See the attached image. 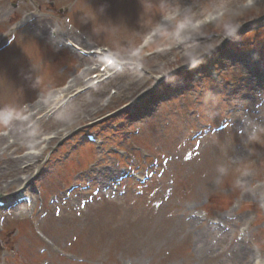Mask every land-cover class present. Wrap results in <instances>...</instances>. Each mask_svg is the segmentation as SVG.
<instances>
[{
    "label": "rangeland",
    "instance_id": "rangeland-1",
    "mask_svg": "<svg viewBox=\"0 0 264 264\" xmlns=\"http://www.w3.org/2000/svg\"><path fill=\"white\" fill-rule=\"evenodd\" d=\"M220 1L202 0L206 8L194 18L177 17L170 0H44L53 2L45 12L27 8L33 0H0V88L10 79L20 85L0 97V156L15 139L12 117L24 118L21 110L38 108L75 76L83 81L63 91L61 120L26 129L10 151L40 154L29 167L25 158L16 162L28 177L23 184L7 187L12 179L0 178L1 199L11 202L21 190L35 203L23 216L18 207L0 208V264H264V141L250 144L242 123L247 114L264 124V0H244L237 14ZM126 7L146 18L122 19ZM184 24L206 44L181 58L173 33ZM66 39L99 54L85 56ZM162 50L168 54L152 57ZM108 56L131 61L132 70L77 96ZM139 74L148 80L136 88ZM154 74L162 80L153 83ZM234 108L240 113L230 121ZM30 134L39 135L37 146L25 144ZM202 165L213 172L206 186L197 180L206 177ZM104 168L114 172L108 188L91 174ZM245 168L250 175L241 177ZM238 178L249 191L235 187Z\"/></svg>",
    "mask_w": 264,
    "mask_h": 264
},
{
    "label": "bare ground",
    "instance_id": "bare-ground-1",
    "mask_svg": "<svg viewBox=\"0 0 264 264\" xmlns=\"http://www.w3.org/2000/svg\"><path fill=\"white\" fill-rule=\"evenodd\" d=\"M33 1H34V5H31V7L26 5L27 8H30L33 11L45 12L46 8L50 7V5L51 6L53 5V2H49L46 5L44 0H33ZM64 1L65 0H55V2H57V3H59V2L65 3ZM201 1L202 0H200V3H196L195 0H192V2L191 1L185 2L184 0H170V2L172 4V7H170L169 9L170 10H172L173 8L176 9L177 17L178 16L187 17V15H192L194 18H197V17H199L198 13L199 12L201 13L206 8V7L201 5ZM243 2H244V0H221L220 3L217 4L216 6H218L220 8H223L225 11H229L231 14L232 13H236L237 14V12L241 11L240 9H242ZM185 3H187V7L180 9L181 7H184ZM213 6H215V5H213ZM120 11H122L121 13H123V14H121V18L123 19L124 16L127 15V14L136 15V12H138V9H133L131 7H126V8L121 9ZM191 12H194V14L191 13ZM136 16H138L139 18H143V17L146 18L145 15H141V14L140 15H136ZM174 19L175 18H173L172 21ZM188 19H189V17H188ZM168 21H169V18H168ZM22 24H20V25H22ZM55 33H57V30L53 31V34H55ZM173 34H174L173 36L175 38V46H174V48L177 49L179 51V53H180V50L186 52V53L181 54V58H183L184 56H188V55L192 54L194 52V50H192V49H195L196 52H197L199 50L198 48H200L201 46H204L206 44V40H202L203 38L197 32V27H189L188 28V27H186V24H184V26L182 28H178L176 31H174ZM58 36H62L60 31H58ZM55 37H56V35H54V37H52L50 35H47L48 39H51V40H54V41H55ZM66 41L71 42L68 39H66ZM72 44L74 45V48H77V45H75L74 43H72ZM81 49H82L81 47L78 48V50H81ZM89 54H91V53L89 52L88 55ZM92 54L97 55V54H99V52H98V50H95ZM167 54H168L167 50L156 51V52H154L152 54V57H157L159 55L166 56ZM109 57H111V56H108V58L105 61V64L108 62ZM84 61L94 62V61H97V59H95V57H92V56H87V59L84 60ZM114 63L115 64L108 65V66H106L104 68V70L100 71V74L97 76V79L90 80L86 87L84 86V88L80 89V91L75 90L74 93H76L77 96H83L86 93H82V92H84L88 88L94 87V82H96V81H97V84H101V83H104L105 81L108 82V80H113L114 78H118V80H119V78L123 79L121 77L122 76L121 70H120V72L117 71V65H121V67L123 69L127 68V70H132L131 61H125L124 62V61H121V60L114 59ZM248 74L252 75L249 71H248ZM259 74L264 75V69H262ZM162 78L163 77H160L159 75L154 74L153 75V83H156L157 81L162 80ZM147 80H148L147 77H145L144 75L139 74L137 76V79L132 81V85L134 87L138 88V87L142 86L143 84H145V82ZM12 81H13L12 79L7 80L1 85V88H0V91H1L0 92V97L1 98H3L5 95H10L12 90H14V89L17 90V88L20 86L19 83L12 85V83H13ZM82 83H83V81H81V78H79L78 76H75V78L72 80V82H70V86L71 87H73V86L77 87L79 85H82ZM129 85L130 84H128V86ZM70 86L64 87L62 90L56 92V95H53V96L50 95L45 100H39L38 106H37L38 108L29 107V108H26L24 110H21L20 113H21V115H24V118L12 117V119L10 120L12 122L9 123V124H11V128H9V134L14 133L15 134V139H14L13 143L7 144L3 148V151L1 152L2 156H0V178H2V176L3 177L6 176V177H10L12 179L11 182L8 183L7 187H9L10 185H13V184H18V185L23 184V182L26 181V179L28 178L27 176L22 175V172H20V171H18L16 169V167H15L16 162L25 158L24 160H28L30 162V163L27 164L28 167H29V166H31L34 163L33 157H35L38 154H40V153H37L35 148H29L30 149L29 153H26V154H24L22 156H19V157H13L12 153H14V151L10 153V151L13 150L12 149L13 145L20 144L21 138H25L27 136V133L30 132V131H27L29 128L34 129V127L36 125H39V124L40 125H45L49 120H53V121L57 122L56 119L58 121L62 119V116L60 118H58V117L55 118V117L57 116V114L60 111L59 105L64 100L63 99L64 98L63 91H65L66 89H70ZM100 91L101 90H99L98 93ZM145 93H147V94L149 93L148 89L145 90ZM140 96H142V94ZM138 97H136L135 99H138ZM93 101H94L95 104L98 105L97 106V110L98 109L99 110L103 109V106L101 105V103L97 102L96 100H93ZM86 103H88V102L84 101V102H82L81 105L86 104ZM1 106H2V103H0V107ZM238 106L239 105H237V107ZM245 107H246V109L250 108V105H246ZM46 108H50L49 110L47 109L48 112L46 110V112L43 114V116H40L38 119L33 120L34 117L36 116V112L37 113L42 112ZM36 109H38V110L35 112ZM68 112H69V115H73L75 118H77V111H74V110L73 111H68V110H66L65 114H67ZM234 113H238L239 114L240 112H239V110L237 108L236 109L234 108L233 109V114H231L230 121L235 116ZM241 116L242 115H240L239 118ZM4 117H5V115L1 114L0 115V120L3 119ZM45 118H47L49 120L46 121V122L43 121ZM54 133H55L54 134L55 138L62 134L61 130H56ZM196 135H197V137H200V134L199 135L196 134ZM16 136H18V137L16 138ZM29 136L32 137V134H30ZM37 137H39V135L36 136V134H35L32 137L33 139L28 140V142H30V143H25V144L27 146H29V145L37 146V143H38L37 142V139H38ZM47 138L48 137H45L44 139L46 140ZM5 140H6V137L3 136V135H0V148H1V145L5 142ZM45 140H43L41 142H46ZM198 140H200V139H198ZM41 144H43V143H40L38 145H41ZM190 158H192V157L190 156ZM31 162H32V164H31ZM204 165L201 166L199 172L201 174L202 173H206V177L203 178L201 175H199L197 180L202 182V184L204 186H206L207 182H208L207 178L213 172L207 166H205V170H203ZM91 174L95 176L96 183L101 185L102 188H108L110 186V183L113 182V178H114L113 174H114V172L110 171V170H108L106 168L101 169V170L100 169L93 170L91 172ZM107 190H105L106 193L108 192ZM30 202H31V204H30L29 208H27V207H26V209H24V208L20 209V207L17 208L16 211H18L19 215L23 216L22 215L23 210L26 211V212L28 211V209L30 210V212H31V209L33 210V206H34L35 203L33 204L31 196H30ZM205 227L211 229L213 233H217V236H221L224 233L223 230H218L216 226H214V225H212L210 223H208V225L205 226ZM254 264H257V263H254Z\"/></svg>",
    "mask_w": 264,
    "mask_h": 264
},
{
    "label": "clouds",
    "instance_id": "clouds-1",
    "mask_svg": "<svg viewBox=\"0 0 264 264\" xmlns=\"http://www.w3.org/2000/svg\"><path fill=\"white\" fill-rule=\"evenodd\" d=\"M230 35L231 34H229V36ZM214 48H212L210 51H212ZM210 51L204 53L203 55L209 53ZM202 56L196 58L194 61H188V66L190 68H194L198 66V64L202 62L201 60ZM242 123H245L246 126L251 129V131L248 133L247 136L250 144H256V143L261 144V141H264V124L259 123L255 117L249 116L247 114L242 117ZM217 171L223 175L227 172V169L222 165H218ZM249 175H250V171L248 169L245 168L240 170L241 177H247ZM234 183H235V187L239 188L241 191L250 190L247 182L243 179L238 178L235 180ZM260 199L264 201V195H261Z\"/></svg>",
    "mask_w": 264,
    "mask_h": 264
}]
</instances>
